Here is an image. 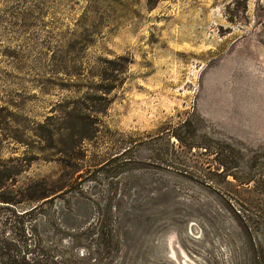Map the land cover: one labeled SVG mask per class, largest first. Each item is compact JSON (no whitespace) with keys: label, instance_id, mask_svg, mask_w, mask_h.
Returning <instances> with one entry per match:
<instances>
[{"label":"rangeland","instance_id":"374dc122","mask_svg":"<svg viewBox=\"0 0 264 264\" xmlns=\"http://www.w3.org/2000/svg\"><path fill=\"white\" fill-rule=\"evenodd\" d=\"M0 169L61 264H264V0H0Z\"/></svg>","mask_w":264,"mask_h":264},{"label":"trees","instance_id":"16d2710c","mask_svg":"<svg viewBox=\"0 0 264 264\" xmlns=\"http://www.w3.org/2000/svg\"><path fill=\"white\" fill-rule=\"evenodd\" d=\"M227 175L240 182L235 174ZM7 181L8 176L0 169V186L5 187ZM21 203L0 194V264H61L55 250L45 243L35 224L34 214L38 206L17 208Z\"/></svg>","mask_w":264,"mask_h":264}]
</instances>
